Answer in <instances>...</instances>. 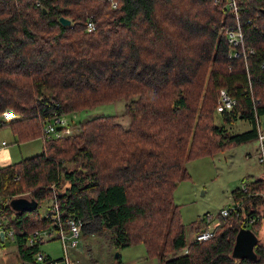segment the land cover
<instances>
[{"label":"trees","instance_id":"1","mask_svg":"<svg viewBox=\"0 0 264 264\" xmlns=\"http://www.w3.org/2000/svg\"><path fill=\"white\" fill-rule=\"evenodd\" d=\"M236 1L246 58L231 55L228 0H0V128L17 143L34 140L53 116L122 99L129 119L88 118L0 167V206L18 196L38 203L21 214L2 206L18 263L38 252L26 239L50 225L39 207L51 200L65 217L98 219L116 249L142 244L160 264H264V238L254 260L231 256L240 228L259 237L264 212L255 201L244 199L209 239L187 241L173 198L189 177L186 162L255 140L254 116L264 117V0ZM221 88L235 104L218 113ZM237 120L250 129L229 134L225 125ZM253 192L264 193L262 176L248 184ZM240 195L231 192L234 202ZM190 225L196 235L198 220Z\"/></svg>","mask_w":264,"mask_h":264},{"label":"rangeland","instance_id":"2","mask_svg":"<svg viewBox=\"0 0 264 264\" xmlns=\"http://www.w3.org/2000/svg\"><path fill=\"white\" fill-rule=\"evenodd\" d=\"M125 103L126 101L122 99L79 113L67 114L66 117L73 120V132L76 129L75 124L98 115L117 116L118 122L126 126L129 119L124 116ZM214 121L217 125L223 124L218 116H215ZM225 128L229 134H236L249 130L250 124L237 120L232 125H225ZM1 141L6 145L0 150V167L36 155L42 149L40 138L17 143L16 136L7 127L0 128V143ZM257 146V141L252 140L213 156L197 158L185 163L189 177L178 183L173 198L180 209L187 241L195 236L190 225L193 221L208 213L214 222H218L220 210L232 205V190L239 187L240 183L249 176L257 178L262 175L256 158ZM49 201L40 205L41 214H44ZM81 230L79 249L70 248V260L75 261L76 264H113L117 259L121 260V264L122 262L126 264L128 258L136 259V262L153 261L154 264H160L156 258L145 256L142 244L116 249L110 231L100 230V223L96 218H84ZM83 230L87 231L83 233ZM258 236L260 239L264 238V217L261 218ZM0 247L9 255L1 254L3 257L0 259V264H20L11 256V253L16 254L11 251L15 249L13 242H5L0 244ZM39 251L48 255L51 260L62 258V248L58 239L39 245Z\"/></svg>","mask_w":264,"mask_h":264},{"label":"built area","instance_id":"3","mask_svg":"<svg viewBox=\"0 0 264 264\" xmlns=\"http://www.w3.org/2000/svg\"><path fill=\"white\" fill-rule=\"evenodd\" d=\"M227 5L232 9L234 15V26H228L224 28V32L227 36V40L231 46V55L238 56L243 55L246 58V53L244 51L243 45V33L241 31V27L239 25V19L237 15V1L236 0H228ZM93 29V24L89 22L87 24V30L90 31ZM241 47V51H235V48ZM252 52V51H251ZM234 99L228 94L226 89H219V97L218 103L216 107V112L221 113L224 111L231 110L234 106ZM67 115V114H66ZM65 114L53 116L48 122L43 125L42 132L40 135V140L42 145L45 144L50 139H60L72 134V124L73 120L68 119ZM2 119L5 121L14 119V115L11 112L4 111L2 115ZM254 123L256 129V141L258 143L256 158L259 166L262 170V177L264 178V117L254 116ZM6 143L2 141L0 143V150L5 146ZM255 178H251V180L242 181L238 187L239 192L241 193L239 200L233 201L232 205L223 208L218 213V218L223 219L228 217L232 212L239 211L244 207V199L248 198L251 201H255L258 204L260 211L264 212V193H247L248 184L253 181ZM9 204L8 201H2V206ZM261 203V204H260ZM2 206H0V232H4V237L7 239H13V230L5 229L4 225L7 221L4 213L2 212ZM44 216L49 219L50 225L33 231L29 237L26 239V243L29 246L37 245L38 252L33 254L31 264H76L75 261L70 260L71 251L70 248L79 249L80 246V234L81 229L84 225V218L77 217L75 215H69V217H65L62 214L61 209L58 204L54 201H50L46 210L44 212ZM257 219V216H249L247 218L248 222H253ZM199 222V232L195 235L196 239L199 241H205L209 239L212 234L215 226L218 222H214L212 217L205 213L200 219ZM52 239H58L62 248V258L58 260H51L48 255H45L41 251H39V245L50 241Z\"/></svg>","mask_w":264,"mask_h":264},{"label":"water","instance_id":"4","mask_svg":"<svg viewBox=\"0 0 264 264\" xmlns=\"http://www.w3.org/2000/svg\"><path fill=\"white\" fill-rule=\"evenodd\" d=\"M59 20L64 25L70 24V21L63 17H60ZM9 206L17 214H21L23 212L34 211L38 203L34 199L18 196L9 200ZM3 238L4 232L1 231L0 239L3 240ZM258 241L259 238L251 229L246 227L240 228L234 237L231 256L236 259L254 260L256 258L254 248Z\"/></svg>","mask_w":264,"mask_h":264},{"label":"crops","instance_id":"5","mask_svg":"<svg viewBox=\"0 0 264 264\" xmlns=\"http://www.w3.org/2000/svg\"><path fill=\"white\" fill-rule=\"evenodd\" d=\"M4 128V127H3ZM8 128V127H7ZM2 142V141H1ZM250 178H254V177H251V176H249ZM248 177V178H249ZM87 230H83V233H85ZM4 239H6L5 237L3 238V240L2 239H0V244H4L5 242H11V240L10 239H6V241L4 240ZM10 251V250H9ZM12 252H15V249L14 250H11ZM1 254H3V255H8L7 253H6V251H2L1 250V247H0V259L3 257V255H1ZM9 256V255H8ZM11 256H13V257H15L16 258V254H14V253H11ZM146 260V259H145ZM122 264H125V263H123L122 262ZM126 264H154L153 263V261H146V262H136V259H132V258H128L127 259V261H126Z\"/></svg>","mask_w":264,"mask_h":264}]
</instances>
